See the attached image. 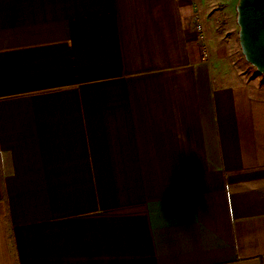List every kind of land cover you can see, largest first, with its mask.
Listing matches in <instances>:
<instances>
[{"label": "crops", "instance_id": "crops-1", "mask_svg": "<svg viewBox=\"0 0 264 264\" xmlns=\"http://www.w3.org/2000/svg\"><path fill=\"white\" fill-rule=\"evenodd\" d=\"M204 6L0 0V264H264V84Z\"/></svg>", "mask_w": 264, "mask_h": 264}, {"label": "rangeland", "instance_id": "rangeland-1", "mask_svg": "<svg viewBox=\"0 0 264 264\" xmlns=\"http://www.w3.org/2000/svg\"><path fill=\"white\" fill-rule=\"evenodd\" d=\"M204 1V9L209 14L208 26L217 37V42L223 43L233 72L240 75L245 81H258L259 84H264V76H261L254 67L247 63L242 54L239 44L236 3L231 8L228 0ZM204 18L206 19V17ZM198 26L202 28L200 30L204 29L200 18H198Z\"/></svg>", "mask_w": 264, "mask_h": 264}, {"label": "water", "instance_id": "water-1", "mask_svg": "<svg viewBox=\"0 0 264 264\" xmlns=\"http://www.w3.org/2000/svg\"><path fill=\"white\" fill-rule=\"evenodd\" d=\"M236 10L242 54L264 75V0H239Z\"/></svg>", "mask_w": 264, "mask_h": 264}]
</instances>
